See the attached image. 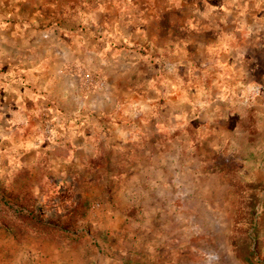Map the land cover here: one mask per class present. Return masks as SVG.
Wrapping results in <instances>:
<instances>
[{"label": "rangeland", "instance_id": "374dc122", "mask_svg": "<svg viewBox=\"0 0 264 264\" xmlns=\"http://www.w3.org/2000/svg\"><path fill=\"white\" fill-rule=\"evenodd\" d=\"M0 264H264V0H0Z\"/></svg>", "mask_w": 264, "mask_h": 264}, {"label": "trees", "instance_id": "16d2710c", "mask_svg": "<svg viewBox=\"0 0 264 264\" xmlns=\"http://www.w3.org/2000/svg\"><path fill=\"white\" fill-rule=\"evenodd\" d=\"M45 226H46L47 228H54V227H52L51 224H46Z\"/></svg>", "mask_w": 264, "mask_h": 264}]
</instances>
